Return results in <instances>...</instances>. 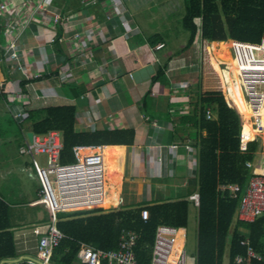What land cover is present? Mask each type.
<instances>
[{
	"label": "crops",
	"instance_id": "1",
	"mask_svg": "<svg viewBox=\"0 0 264 264\" xmlns=\"http://www.w3.org/2000/svg\"><path fill=\"white\" fill-rule=\"evenodd\" d=\"M13 1L19 18L16 25L20 33L18 43L26 66L23 72L9 76L6 83L9 101L5 102L13 119V110L75 104L79 128H134L133 145L125 149L110 146L106 151L109 194L115 195L114 200L119 204L115 208L123 207L121 185L127 178L131 206L124 208H134L145 202L188 199V226L178 227V237L184 249L188 230L195 226L198 246L199 205L190 198L199 189L196 140L190 135L192 123L182 121V117L192 113L195 103H191L192 96L197 94V87H192L195 81L192 73L194 66L199 65L193 57L198 53L199 62L201 59V28L200 40L196 38L198 41L195 40L191 47L179 52L185 44L169 47L167 39L157 30L159 26L144 34L140 21L135 19V11L131 10L133 4H125L126 13L121 14L111 2L101 7L97 0H48L46 9H37V0ZM54 13H60L63 20L55 22ZM154 35L159 36L153 42L150 39ZM52 38L56 40L51 42ZM199 41L200 49L196 47ZM222 41L227 40L212 43ZM162 43L164 45L159 48ZM160 66H166L165 75L151 86ZM7 68V65L5 69L0 66L1 81L9 75ZM22 80H29L25 91L20 85ZM180 83L187 85L179 88ZM150 87L153 102L149 109H144L141 101ZM253 116L264 128V111L254 112ZM210 117L213 116L210 114ZM23 130L22 145L31 131L29 127ZM263 153L256 155L255 161ZM114 157L120 162L113 169ZM34 165L37 168L35 162ZM22 170L36 177L27 165ZM0 197L10 209L32 206L35 215V222L22 225L23 218L19 215V220H11L10 211L17 255L3 259L0 264L35 258L41 236L36 230L45 231L52 221L49 204L40 197V188L35 197L17 203L19 206H14L1 193ZM102 206L105 207V202ZM71 208H75L74 205ZM241 230L249 233L246 228Z\"/></svg>",
	"mask_w": 264,
	"mask_h": 264
},
{
	"label": "trees",
	"instance_id": "2",
	"mask_svg": "<svg viewBox=\"0 0 264 264\" xmlns=\"http://www.w3.org/2000/svg\"><path fill=\"white\" fill-rule=\"evenodd\" d=\"M97 2L103 7L110 0ZM197 18L201 19L200 26L196 22ZM183 24L190 32V38L182 50L194 44L200 28L202 36L197 98L192 113L182 117V121L192 123L190 135L196 140L198 158L200 204L197 264H224L228 237L242 193L233 198L228 191H221L219 186L236 183L244 190L252 175L264 174V153L255 161L261 144L258 132L263 128L259 125L253 127L256 122L251 120L253 112L244 98L236 61L221 72L228 83V91L213 61L210 44L228 39L259 42L264 37V0H188ZM157 36H152L150 40L154 42ZM5 42V35L1 31L0 43L2 45ZM220 45L225 55L228 44L222 41ZM4 59L5 49L0 46L2 69L6 68ZM165 69L166 66L159 67L151 86L165 75ZM8 77L0 82V103L9 101V89H6ZM27 83L29 80L20 82L24 91ZM152 92L150 87L144 94L141 101L144 109L152 105ZM28 112L29 128L35 134L53 129L62 132L64 148L61 162L64 164L74 162L73 147L77 144H106L125 149L135 143L134 128H79L75 104L46 105L31 108ZM210 112L216 115L210 117ZM1 128L2 125L0 136ZM105 199L104 195L99 204L103 205ZM74 207L88 208L75 204ZM189 207L188 199H178L145 202L134 208L60 211L57 213V226L65 237L54 250L53 262L84 264L78 257L82 243L103 250H115L120 247L123 233L133 230L139 235L134 247L137 264H151L157 227L160 224L187 227ZM144 208L149 210L147 219L142 217ZM10 211L9 204L0 197V262L17 255ZM241 228L248 229L249 233H244ZM246 235L250 237L256 252L262 255L261 260L255 259L252 264H264V215L254 222H236L230 240L228 264H233L236 255L246 253V247L241 244ZM15 264H25V260Z\"/></svg>",
	"mask_w": 264,
	"mask_h": 264
},
{
	"label": "built area",
	"instance_id": "3",
	"mask_svg": "<svg viewBox=\"0 0 264 264\" xmlns=\"http://www.w3.org/2000/svg\"><path fill=\"white\" fill-rule=\"evenodd\" d=\"M96 1V0H94ZM11 0H0V11H10ZM116 12L124 14L126 11L123 0H110ZM46 0H40L41 9H46ZM11 14V13H10ZM14 18V16H13ZM54 21L63 20L60 13H54ZM10 22V20H9ZM13 23L17 24L15 20ZM6 28L0 26L6 38L5 63L9 76L16 72L25 70V63L22 60L23 52L19 46L17 28L14 36L8 38ZM12 32V31H11ZM9 39V41L7 40ZM52 38L50 41L54 42ZM231 48L234 50V61L237 63L240 86L246 102L251 106L253 112L264 111V37L259 42H249L230 39ZM164 44H159L162 47ZM186 87L187 84L180 83ZM13 115L18 123L27 120L29 112L26 110H13ZM254 116L251 120L255 122ZM257 123L254 127L257 128ZM264 129V128H263ZM64 148L63 134L60 130L53 129L43 134H34L30 140L26 136L20 152L29 154L37 165L42 180L40 197L49 204L52 213V221L45 231L39 228L36 230L41 234L38 243V254L35 258L25 259V264H53V253L65 237V234L57 226V213L70 210L68 206L76 203L93 202L92 207L80 209L104 208L99 204L105 194H109L108 179L106 173L107 161L106 150L110 145L100 144H77L73 147L74 162L64 164L61 162V155ZM44 157L42 163L38 158ZM221 191H228L230 197L237 198L242 193L240 203L235 217L236 221L254 222L264 215V174L252 175L246 188L243 190L239 184H221ZM197 205L200 204L199 193L190 196ZM112 204L109 205V207ZM78 209V208H71ZM142 217H149V210H142ZM179 228L160 224L156 230V237L153 246L151 264H186V251L181 249L177 254L175 247L178 242ZM139 235L133 230L125 231L122 235L120 247L115 250H103L95 248L87 243H82L78 251V257L84 264H137L134 247ZM241 244L246 247L245 254H238L233 264H252L255 259L261 260L262 255L257 253L251 244L250 237L246 235ZM13 264V263H9Z\"/></svg>",
	"mask_w": 264,
	"mask_h": 264
},
{
	"label": "rangeland",
	"instance_id": "4",
	"mask_svg": "<svg viewBox=\"0 0 264 264\" xmlns=\"http://www.w3.org/2000/svg\"><path fill=\"white\" fill-rule=\"evenodd\" d=\"M11 1L12 2L10 3V6L13 5L14 7L13 9H11V12L0 11V26L6 28L5 30L10 40H11L10 37L16 30V26L13 23V21L14 20L15 22L19 21L18 11L16 10L15 2L13 0ZM123 2L127 6L133 4L134 9L131 8V10L135 11L134 14L135 19L140 21L141 27L144 30V34L146 35L149 34L151 31L155 30L156 26H159L160 29L157 30H159L162 33L163 37L167 39L169 47L173 46V44H176V47H181V45L185 44L182 47H186L190 38V32L186 30L184 27L183 17L185 16L187 11L188 0H132L129 3H126V1L123 0ZM36 6L37 9H41L40 0H37ZM196 22L198 23V26L201 25V19L197 18ZM16 33L17 36L20 34L18 33V31H16ZM197 36L198 37L196 38L200 40V34H198ZM9 39L7 40L9 41ZM226 43L228 44V48L225 55H224V49L221 47L220 42L210 44V51L212 53L213 61L218 71L220 70L219 73H221L222 70L227 69L229 65L232 64L235 58L234 50L231 48L232 46L231 40L228 39ZM196 47L200 49V41L198 42ZM180 51L183 50L180 49ZM216 52H218L219 54H216ZM198 57H199L198 53H196L195 56L193 57V60H195L194 62H198L199 64L198 66H194L193 68L194 70L192 73V77L195 78V81L192 87L194 89L198 86L196 84L198 83L200 76V62ZM219 64H221L222 67H219L220 66ZM221 76L223 79V83L227 85L226 88L229 91L228 83L224 80L222 73ZM11 81L13 80L11 79ZM178 87L182 88L184 86L180 85ZM227 96L229 97L228 94ZM196 98H197V94L193 95L192 100L190 99L191 103H194L196 101ZM6 104L7 103L5 101H2L0 103V125H2L1 128L2 132L0 136V193L3 196H5L9 202L14 204V206H19L20 204L17 203L27 202V200H29L31 196L35 197V193L37 189L39 188L41 189L43 186L39 173L35 171L37 170V168L34 165L32 157L29 154H24L20 152L23 143V132L20 129L26 130L30 126V123L28 120H26L24 123L18 124L11 116V112L7 110L8 107ZM215 115H216L215 112L213 113L211 112V116L214 117ZM89 116L90 115H88L87 118H89ZM259 132L258 133L260 134L261 144L257 152V155L259 153L264 152V129ZM117 157H119V155ZM38 158L42 163L44 162V157L38 156ZM114 159L115 160L111 162V166L113 167V169L115 167H118V162H120L119 158L117 159V161L115 157ZM25 165L28 166L29 170L36 173V177H31L29 176L28 171L22 170V167ZM129 191H130L129 180L127 178L121 185V198L123 200L122 202L123 207L131 206V204H129V197H128ZM114 196L115 195L112 194L107 195L105 201V207L103 209L111 210L119 205L117 201L115 202L114 199L116 197ZM152 202H156V200H153ZM111 203L112 205L109 207ZM80 208L82 207H79L78 209H70L66 211L80 210ZM19 215L23 218L22 225H28L30 224V222H35L34 221L35 215L33 213L32 206L21 205L20 207H12L11 220H13L14 218L15 220H19L17 219ZM47 221H49L48 217H47ZM236 222H237L236 217H234V221L231 226L230 234L228 237V243L224 257V264L229 263L230 240H231L232 232L235 229ZM20 224L21 223H19L18 225ZM180 233H183V231L181 230ZM181 241L182 239L179 238L178 240L179 247L176 246L178 253L182 248ZM184 249L186 251V261H187L186 264H196L197 233L195 226L189 228L188 230Z\"/></svg>",
	"mask_w": 264,
	"mask_h": 264
},
{
	"label": "bare ground",
	"instance_id": "5",
	"mask_svg": "<svg viewBox=\"0 0 264 264\" xmlns=\"http://www.w3.org/2000/svg\"><path fill=\"white\" fill-rule=\"evenodd\" d=\"M117 193H119V192H117ZM94 203L93 202H89V203H81V204H75V205H81V206H86V207H90V206H92ZM176 246L177 247H179V243L177 242V244H176ZM176 250H177V248L175 247V252H176ZM178 254V253H177Z\"/></svg>",
	"mask_w": 264,
	"mask_h": 264
},
{
	"label": "water",
	"instance_id": "6",
	"mask_svg": "<svg viewBox=\"0 0 264 264\" xmlns=\"http://www.w3.org/2000/svg\"><path fill=\"white\" fill-rule=\"evenodd\" d=\"M27 135H28L29 139L32 140L33 136H34V132L33 131H28Z\"/></svg>",
	"mask_w": 264,
	"mask_h": 264
}]
</instances>
